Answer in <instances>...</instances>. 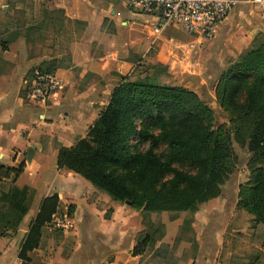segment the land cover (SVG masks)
I'll return each mask as SVG.
<instances>
[{"label": "crops", "instance_id": "1", "mask_svg": "<svg viewBox=\"0 0 264 264\" xmlns=\"http://www.w3.org/2000/svg\"><path fill=\"white\" fill-rule=\"evenodd\" d=\"M11 2L0 0V168L23 162L26 167L16 180L1 182L0 189L27 187L34 199L17 233L0 237V264H21L18 256L32 219L53 195L59 211L41 246L29 254L32 264H167L146 251L134 254L142 237L134 221L137 210L59 168V150L87 137L114 89L123 78H132L140 62L165 64L169 75L204 82L203 75L212 76L213 63L220 61L222 67L226 57L237 59L263 40L264 14L251 0H238L214 38L191 52L189 45L197 41L181 27L161 29L160 17L139 13L123 0H31L33 9L23 24L27 14ZM53 62L60 66L57 89L46 104H37L28 97L29 76ZM229 222L223 223L225 230ZM213 234L201 231L196 237L200 250L177 264H215V249H203L204 244L214 248ZM167 240L158 245L170 244Z\"/></svg>", "mask_w": 264, "mask_h": 264}, {"label": "trees", "instance_id": "2", "mask_svg": "<svg viewBox=\"0 0 264 264\" xmlns=\"http://www.w3.org/2000/svg\"><path fill=\"white\" fill-rule=\"evenodd\" d=\"M144 66L157 68L140 62L139 68ZM59 67L56 62L40 66L29 77L32 80L36 71L55 74ZM160 75L123 78L87 137L59 150L58 167L134 209L194 213L219 195L221 185L236 167L231 133L239 144L264 157V38L230 65L217 88L223 108L252 116L250 132L236 122L238 117L232 132L215 129L212 112L194 92L161 85ZM240 95H244L242 104L238 102ZM139 144L148 149L138 150ZM162 146L166 149L159 153ZM187 166L191 171L183 169ZM25 167L26 162L18 168L1 167L0 183L16 180ZM251 169L250 181L240 189L238 207L264 225V167ZM33 199L27 187L12 186L7 192L0 189V237L17 233ZM59 206L57 195L42 201L20 249L21 264H32L29 254L41 246L44 228L52 225ZM73 211L70 206L68 214ZM160 239L141 237L134 254L141 255L149 241Z\"/></svg>", "mask_w": 264, "mask_h": 264}, {"label": "rangeland", "instance_id": "3", "mask_svg": "<svg viewBox=\"0 0 264 264\" xmlns=\"http://www.w3.org/2000/svg\"><path fill=\"white\" fill-rule=\"evenodd\" d=\"M11 4L13 7H19V12L27 14L23 15L20 24L28 22V14L33 9L31 0H12ZM202 46L203 44L197 45L195 51H198ZM212 56H215V52H213ZM239 58L226 57L223 60L224 62H222V67H218L220 66V61L219 64L212 62L213 71L210 73L212 76L208 78V76L203 75L204 82L201 83H195L191 79L186 80V75L178 77L169 75L165 64L157 65L155 69H149L147 66L140 67L133 74L132 79H136L139 76L144 77L145 75L152 76L154 73L161 74L160 78H158L159 84L192 91L204 102L214 116L215 129L226 128V132L228 130L232 132L234 121L238 117L236 122L243 126L245 132H250L254 126L252 116L236 115L227 111L220 105L217 93V88L225 72ZM188 82H191L192 85L188 86ZM243 101L244 95H240L238 98L239 104H242ZM231 138L232 154L237 164L221 185L220 193L217 197L202 204L194 213H149L142 209H135L138 215L134 221L140 223L143 238L147 236L151 238L161 237L160 242L167 239L170 242V244L164 242L158 245V242L149 241L146 248V252L149 255H152V257L158 256L161 260H165L167 264H177L178 261H184L188 255H195L200 250L196 237L198 234L201 235V231L210 233L213 230L215 233L213 236L216 238V241L212 242L214 248H211V244H204L203 249H215L217 257L215 264H264V225L256 223L253 215L238 207L241 187L250 181L252 166L256 168L264 167V157H258L250 152L247 146L239 144L234 133H231ZM146 149H148L147 145H138V150L145 151ZM165 149L166 147L162 146L159 153L164 152ZM183 169L191 171L188 166ZM36 217H33L32 220L34 221ZM203 220H209V225ZM227 220H230V222L226 228L227 230H225L223 223ZM212 224H215V226H211ZM48 228L50 226L45 227L43 233L45 230H49ZM208 238L209 236L206 237V242H209Z\"/></svg>", "mask_w": 264, "mask_h": 264}, {"label": "built area", "instance_id": "4", "mask_svg": "<svg viewBox=\"0 0 264 264\" xmlns=\"http://www.w3.org/2000/svg\"><path fill=\"white\" fill-rule=\"evenodd\" d=\"M135 11L160 17L159 28L179 26L196 43L189 45L194 52L197 45L214 38L216 28L229 16L238 0H123ZM251 4L264 14V0H251ZM58 81L55 74L34 73L29 82L28 97L37 104H46L55 93ZM63 229L64 225L59 224Z\"/></svg>", "mask_w": 264, "mask_h": 264}, {"label": "water", "instance_id": "5", "mask_svg": "<svg viewBox=\"0 0 264 264\" xmlns=\"http://www.w3.org/2000/svg\"><path fill=\"white\" fill-rule=\"evenodd\" d=\"M127 204H129V203H127Z\"/></svg>", "mask_w": 264, "mask_h": 264}]
</instances>
